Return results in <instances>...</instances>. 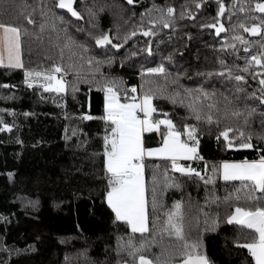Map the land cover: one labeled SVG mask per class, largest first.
<instances>
[{
  "label": "trees",
  "instance_id": "trees-1",
  "mask_svg": "<svg viewBox=\"0 0 264 264\" xmlns=\"http://www.w3.org/2000/svg\"><path fill=\"white\" fill-rule=\"evenodd\" d=\"M253 1L256 0H251V6ZM53 4L52 0H0V22L21 28L25 67L47 72L53 65L61 66L65 71L56 74L69 84L75 83L78 89L73 93L68 87L63 93H55L45 92L39 86L29 88L23 82V69L0 67V85H10L0 87V109L4 110L0 111V117L12 125L11 131H0V264H86L81 256L84 250H87L88 261L115 264L116 237L120 235L126 239L130 233L123 222L114 223V214L104 200L106 180L103 178L102 152L105 123L100 119L104 114V93L98 85H103L106 79L117 78L121 103L132 99V88L135 87L139 96L144 92L153 94L155 119H171L181 132L185 124L197 125L201 133L197 150L203 159L180 163L191 165L202 174L206 163L210 170L213 164L218 165L223 160H258L260 155H264V140L257 138L264 135V115H261L264 105L251 93L260 96L259 79L264 73L254 65L259 73L254 79L252 74L243 73L240 69L246 64V56L261 51L264 35H250L238 27L234 29L233 26L246 22L245 13L239 10L233 11L226 21V34L215 38L211 31H201L202 25L215 20L210 0H203L199 9L195 7L194 0H143L136 7H129L118 0H88L77 8L82 21L72 20L63 11L53 8ZM154 4L174 8V30L161 27L151 40L136 37L118 53L109 47L100 50L95 47L94 36L103 32L113 36V43H124L115 36L123 37L133 30L141 23L140 14ZM101 6L103 11H99ZM182 6L194 13L192 21L187 15L181 18ZM88 8L97 11L92 21L96 27L89 23ZM42 9H52L64 17V22L56 21V30L49 26L41 31L39 26L45 19L49 25L52 23L51 12L42 17ZM152 15L158 14L153 12ZM29 16L34 24L28 23ZM250 17V23L260 22L252 19L255 14L251 11ZM143 25L148 28L147 17ZM237 34L251 42L247 53L244 45L232 39ZM69 36L76 44L64 47ZM226 39L236 45L237 51L232 48L221 50ZM149 41L152 42V55L142 51L147 49ZM81 43L87 45V53L79 47ZM133 52L136 55H132ZM169 54L172 55L171 61L163 59ZM109 56L113 58L110 65L101 63L97 66L96 60L91 66L87 63L91 57L103 61ZM161 62L169 74L167 78L163 75L142 76L143 69ZM224 66L234 75L245 76L244 92L235 91L236 82L228 79L227 73L219 75ZM201 87L209 94L215 93L210 100L202 102L204 114L211 111L214 117L211 125L204 120L197 122L186 107L192 97L186 96L185 90H191L196 96V90ZM176 92L180 97L173 104L168 97ZM209 103L216 107L209 110ZM236 107L245 111L248 107L256 109L246 127L243 116L231 115ZM8 110H11V115ZM83 115L93 119L83 120ZM160 127L165 130V127ZM229 127H243L245 136L251 132L255 147L226 148L220 133ZM143 139L146 148L162 143V136L157 131L145 133ZM166 171L169 178H176L180 183L179 190L165 187ZM144 177L149 231L143 237L140 233L134 234L137 244L141 239H151L154 233L159 241L157 230L163 227L166 213L173 208L175 201H182L186 235L189 239L201 238L202 251L211 264H254L247 249L237 246V241L243 244L251 238V230L227 223L226 214H230L231 205L221 202L219 208L215 204L209 208L205 204L206 188L202 180L195 175L189 177L174 171L163 159L149 158L145 159ZM240 186L239 181L226 183L217 178L214 191L223 198ZM154 187L158 202L156 209L151 206ZM207 188L213 191V185ZM238 203L248 206L244 201ZM202 209L219 213L220 223L215 231L203 230ZM173 241L174 238L165 236L163 244H152L144 255L153 260L156 256L166 259L176 247ZM123 258L129 259L126 255ZM180 259L173 256L174 262Z\"/></svg>",
  "mask_w": 264,
  "mask_h": 264
},
{
  "label": "snow or ice",
  "instance_id": "snow-or-ice-1",
  "mask_svg": "<svg viewBox=\"0 0 264 264\" xmlns=\"http://www.w3.org/2000/svg\"><path fill=\"white\" fill-rule=\"evenodd\" d=\"M203 0H194L195 7L199 9ZM74 0H54L53 8L66 9L72 17L77 19L82 18V14L77 11L74 6ZM128 5H133L134 0H127ZM218 9L216 11V20L214 24L206 25L209 28H215L217 35L225 31L224 25L220 22V17L226 12L231 15L233 8L239 5V11L244 13L246 11H255L264 14V0H256L254 6H246L245 0H233L232 4L225 5L224 0H217ZM46 8V6H45ZM181 18L185 15L192 18L194 13L188 10L186 6H182ZM89 13V23L92 27H96L92 21L96 18L97 11L93 8L87 9ZM103 11V6L99 9ZM174 8L172 6H158L145 10L140 14L141 23L134 26L133 30L126 33L123 37L119 34L115 39H122L126 43L131 38L135 37L137 33H142L145 37L156 36L157 32L162 28L175 29V16ZM51 12V25L48 24L47 19L40 24V30L43 31L47 27L56 30V21L64 22V17L57 15L52 9L41 11L42 17H47ZM156 12L158 15L153 17L152 13ZM148 19V28L145 29L143 25L144 19ZM252 19H259V23H252L247 26L244 22L233 26L242 29L249 34L260 33L264 35V17H253ZM29 24H34L35 21L31 16L27 17ZM219 25V26H217ZM205 25H202L204 27ZM67 28L65 27V32ZM83 31V29H78ZM91 35V33H89ZM22 32L19 26H14L10 23L0 22V67L6 69H23L24 83L27 87L32 88L33 84H37L43 88L45 92L63 93L68 87H71L72 92L75 93L78 89L75 83L69 84L64 78H58L55 74L65 71L61 66L53 65L52 70L47 72L34 71L25 67L22 59ZM95 44L97 47L111 46L113 49H120L123 43H113V36L109 32H103L101 35L94 36ZM234 41H239L244 45L245 53L248 52L251 42L246 40L242 35H235L232 37ZM149 47L142 49L152 55L151 41L148 42ZM76 44L72 37H67L64 47H71ZM79 47L85 53L89 51L87 45L81 43ZM261 51L256 55L246 56V64L242 69L243 73H249L256 79L259 74L254 65L258 66L259 72L264 73V43L260 45ZM232 48L237 51L236 45L230 44L227 39L221 50ZM132 55H136L135 52ZM165 60H172V55L164 57ZM93 60H96V65L101 63L111 64L113 58L107 57L105 60H97L95 57L88 59L87 63L91 66ZM223 65L224 62L220 61ZM71 68V66H69ZM227 73V78L234 79L235 91L237 93L244 92L243 84L246 83L245 76L236 74L224 66L223 72L219 73L223 76ZM148 75H163L165 78L169 75L163 62L157 64L155 67H148L143 69L142 76ZM212 75V73H209ZM78 79V78H77ZM176 81H174L175 83ZM260 96L257 97L256 93H251L254 99H258L261 105H264V76L259 79ZM104 93V114L100 117L105 123V132L103 135V178L106 180L104 200L107 206L114 214V223L123 222L129 229V235L125 239L124 236L117 235L116 245L114 252L116 255L115 264H211V261L206 254L202 251V240L199 236L195 239H189L185 232V217L183 212L182 201H175L173 208L166 213L163 227L158 229L159 241H157L156 234L152 235L151 239H141L137 244L135 242L134 234L140 233L141 236L149 231L148 227V213L147 206L148 200L146 199L147 184L144 177L145 157H161L164 162L170 163L171 168L191 177L195 175L199 180L205 184L206 195L205 204L211 208L213 204L217 208L220 207L221 202L226 205H231L230 214H226V221L228 224L235 223L250 231L251 238L245 243L240 244L237 241V246L246 248L250 254L254 264H264V155H260L258 160L244 159L241 161H228L223 160L218 165L213 164L209 170L207 163L205 164V172L202 174L191 165L185 166L181 164L180 160L186 161H200L203 157L199 154L197 146L199 144L198 136L201 134L197 125L185 124L183 131H179L171 119H155L153 113L156 109L152 106L153 94L151 92H144L142 96H134V103H121L118 99L119 81L117 78L106 79L103 85H98ZM0 87H10V85H0ZM135 92V87L132 88ZM198 95L193 96L191 90H185L186 96L192 97V100L186 105L189 109V114L200 122L204 120L209 125L212 124L214 117L211 111L207 115L204 114L202 102L210 100L215 93L209 94L204 88L196 90ZM180 93L176 92L168 99L175 104ZM10 98V97H9ZM127 99V96L125 97ZM239 99V97L237 98ZM184 103L183 99L180 101ZM214 104L209 103V110L215 108ZM0 111H4L0 109ZM11 115V110H8ZM256 112L255 108L248 107L245 111L236 107L231 115L233 117H244V126L248 124L249 117L253 116ZM143 113L141 117L139 114ZM28 116L29 113H24ZM167 117V113L164 114ZM261 115H264L262 113ZM83 120H90L93 117L83 115ZM164 125L166 131L161 129ZM264 125V121H262ZM110 129V131L108 130ZM12 125L8 124L0 117V131H11ZM153 130L159 132L162 136V143L158 147L146 148L144 146L143 133L152 132ZM232 134L231 136L229 134ZM75 135V130L73 131ZM224 138L226 148H239L250 149L255 146L252 143V133L249 132L245 136L244 128H225L220 133ZM258 139L264 140V135H258ZM67 139V137H66ZM11 175V174H9ZM223 182L239 181L240 187L234 190L223 198L215 194L214 187L216 179ZM155 183V181H153ZM213 185V191H209L207 186ZM165 187H174L180 189L181 185L176 178H169L167 171L165 172ZM240 201H244L248 206H242ZM151 206L156 209L158 206L157 195L155 187L152 190ZM204 231H215L220 223L219 213L204 212ZM2 219V217H0ZM199 219H197V224ZM165 236L174 238L176 247L171 256L166 259H161L160 256L150 259L144 255L152 244H163ZM126 255L129 259H124ZM86 260V264H95V262L88 261L87 250L81 253ZM173 256H179V261L173 260ZM106 264V262H105Z\"/></svg>",
  "mask_w": 264,
  "mask_h": 264
},
{
  "label": "flooded vegetation",
  "instance_id": "flooded-vegetation-1",
  "mask_svg": "<svg viewBox=\"0 0 264 264\" xmlns=\"http://www.w3.org/2000/svg\"><path fill=\"white\" fill-rule=\"evenodd\" d=\"M53 2H54V0H52ZM118 1H121L122 3H124V4H126L127 6H134V7H136V5H137V3H139V2H142L143 0H134V4L133 5H128L127 4V2L125 1V0H118ZM206 1H208V0H206ZM86 2H88V0H75V2H74V8L77 10V8H78V6L80 5V4H85ZM256 1H253V6H254V3H255ZM224 3H225V5L227 6V5H229V4H232L233 3V0H224ZM250 3H251V0H248L247 1V3H245V5L246 6H251L250 5ZM210 5H211V8L213 9V12H214V17H215V20H216V11H217V9H218V4H217V0H210ZM239 9V5H237V8H233V10H232V12L233 11H237ZM59 10H61V11H63L65 14H67L68 15V13L65 11V9H59ZM251 12H253L254 14H255V17H257V18H260V17H264V14H261V13H258V12H255V11H251ZM245 14H244V17H245V20H246V22H244L247 26H251V25H249V24H252V22L250 23V20H251V17H250V11H246V12H244ZM243 14V13H242ZM232 15V14H231ZM231 15H229L227 12L223 15V17H222V20H221V22H222V24L225 26V23H226V21L228 22V20L230 19V17H231ZM189 20H190V18H188ZM215 20L211 23V24H214L215 23ZM191 21V20H190ZM211 33L213 34V31H211ZM249 34V33H248ZM257 34V33H256ZM256 34H253V35H256ZM250 35H252V34H250ZM148 40V39H147ZM107 47H109V48H111V46H107Z\"/></svg>",
  "mask_w": 264,
  "mask_h": 264
},
{
  "label": "water",
  "instance_id": "water-1",
  "mask_svg": "<svg viewBox=\"0 0 264 264\" xmlns=\"http://www.w3.org/2000/svg\"><path fill=\"white\" fill-rule=\"evenodd\" d=\"M125 1L127 2V0H125ZM74 2H75V0H74ZM73 6H74V4H73ZM58 10H59V9H58ZM65 11L67 12L66 9H65ZM67 13H68V12H67ZM223 15H224V14H223ZM223 15L219 18V19H220V22H221V20H222ZM68 16H69L72 20H74V21H82V18L77 19V18H75V17H72L70 13H68ZM190 20L192 21V20H193V17L190 18ZM221 23H222V22H221ZM217 26H219V25H217ZM224 27H225V26H224ZM200 30H201V31H203V30L213 31V35H214L215 38H218V37H220L221 35L226 34V28H225V31H224V32H221L219 35H217L215 28H209V27H207V26H204V27L200 28ZM136 37H142V38H144L145 40H147V39H150V40H151L153 36L145 37V36L142 35V33H139V32H138L137 35H136L135 37L131 38V39L128 40L127 42H129V41L135 39ZM127 42H126V43H127ZM126 43H123V47L126 45ZM94 45H95V47H96L98 50H100V49H105V47H97L96 44H95V42H94ZM109 46H110V45H109ZM123 47H122V48H123ZM148 47H149V44H148L147 48H148ZM122 48H120V49H113V48H112V49H113L115 52L118 53ZM146 53L148 54L147 51H146Z\"/></svg>",
  "mask_w": 264,
  "mask_h": 264
},
{
  "label": "rangeland",
  "instance_id": "rangeland-1",
  "mask_svg": "<svg viewBox=\"0 0 264 264\" xmlns=\"http://www.w3.org/2000/svg\"><path fill=\"white\" fill-rule=\"evenodd\" d=\"M58 78H61V76H59L58 74H55ZM33 86H38L37 84H33ZM134 96H139V95H137V93H136V91L134 92ZM133 96V97H134ZM134 102H137V101H135V100H133V99H131L130 101H127V102H125V103H134ZM152 103V102H151ZM153 106V105H152ZM154 114V113H153ZM152 114V115H153ZM141 117L143 116V113H140L139 114ZM160 119H165V118H160ZM161 126H163V127H165L164 125H161ZM153 131H155V130H153ZM165 131H166V128H165ZM145 133H150V132H145ZM159 146V145H158ZM158 146H155V147H158ZM151 148H154V147H151ZM159 159H161V158H159ZM181 161V160H180Z\"/></svg>",
  "mask_w": 264,
  "mask_h": 264
},
{
  "label": "crops",
  "instance_id": "crops-1",
  "mask_svg": "<svg viewBox=\"0 0 264 264\" xmlns=\"http://www.w3.org/2000/svg\"><path fill=\"white\" fill-rule=\"evenodd\" d=\"M152 132H156V131H152ZM145 133H143V135H144ZM147 158H149V159H159V158H161V157H145V159H147ZM163 158H161V160H162ZM164 160V159H163ZM179 162H191V161H186V160H181V161H179Z\"/></svg>",
  "mask_w": 264,
  "mask_h": 264
}]
</instances>
